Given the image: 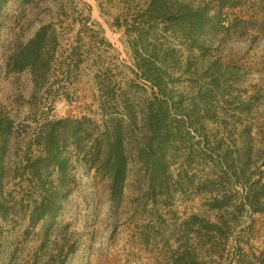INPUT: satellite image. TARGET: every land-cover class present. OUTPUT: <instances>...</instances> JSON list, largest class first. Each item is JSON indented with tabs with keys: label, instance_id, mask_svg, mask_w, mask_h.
<instances>
[{
	"label": "rangeland",
	"instance_id": "obj_1",
	"mask_svg": "<svg viewBox=\"0 0 264 264\" xmlns=\"http://www.w3.org/2000/svg\"><path fill=\"white\" fill-rule=\"evenodd\" d=\"M22 2L0 15V264H264V0H164L165 19L151 0ZM117 127L114 187L94 154ZM51 131L67 167L43 176L62 200L33 227L27 157Z\"/></svg>",
	"mask_w": 264,
	"mask_h": 264
},
{
	"label": "trees",
	"instance_id": "obj_2",
	"mask_svg": "<svg viewBox=\"0 0 264 264\" xmlns=\"http://www.w3.org/2000/svg\"><path fill=\"white\" fill-rule=\"evenodd\" d=\"M9 0H0V15L3 12V7L5 4L8 3ZM24 4L31 5L34 4L35 1L43 2L45 0H22ZM164 3V0H151L150 7L154 9V13H157L158 17L160 19H165L166 14L163 9H158L162 6ZM190 10V9H187ZM191 11V10H190ZM89 11L88 19H91ZM157 17V18H158ZM158 18V19H159ZM183 21L186 26L189 28H194L197 22L196 15L189 14L186 11V14L183 17ZM200 28H202V22L200 23ZM45 38L42 35H37L36 38H33L32 40L28 42H20L19 44H16V51L13 57L11 58V61H13L17 68H19V71H24L26 69H32L36 63L39 62L41 55L43 54L45 47H44ZM147 63L142 59L141 65H137L140 70L145 74L146 78L155 84V86L158 85L156 79H154L153 73L150 71L149 66L146 65ZM17 70V72H19ZM6 131V130H5ZM116 133V139L112 141V144L107 146V149L103 150V146H96V151L94 156L97 157L98 160H101L100 156L105 153L108 155V159H106L105 164L111 165V174L114 176V187H117L119 184V180L124 176L126 173L127 168V162H126V155H125V141L123 140V134H121V131L119 127H117L115 130ZM0 132H4V128L0 126ZM107 132L110 133V129L107 130ZM79 141L81 140L80 134ZM109 136V134H108ZM47 142H44L46 147V152L44 155L36 156L33 161L30 160V157H27L28 163L26 164V170L28 173H31L32 176L36 179L37 185H34L37 191V199L35 202V207L32 215V225L33 227L37 224H40L43 222L46 226L50 225L51 222L56 217V212L60 208L61 205V192H59L56 188H49L50 183H53L49 180H46L43 176L44 169H47L48 171L53 169L55 174H64V171L67 167V161L66 159L62 158L63 156L60 153V150H58V145L55 144V137H54V131L48 132L47 136H45ZM64 159V160H63ZM49 179V178H48ZM50 182V183H49ZM5 205L0 203V209L2 208L3 212H6L8 210L7 208H4ZM6 217V216H4ZM4 219V218H3Z\"/></svg>",
	"mask_w": 264,
	"mask_h": 264
}]
</instances>
